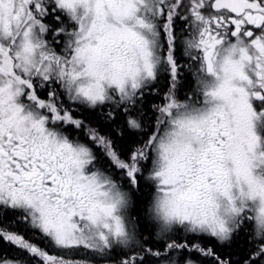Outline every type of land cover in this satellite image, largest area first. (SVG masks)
<instances>
[{"label":"snow or ice","instance_id":"snow-or-ice-1","mask_svg":"<svg viewBox=\"0 0 264 264\" xmlns=\"http://www.w3.org/2000/svg\"><path fill=\"white\" fill-rule=\"evenodd\" d=\"M0 264H264V0H0Z\"/></svg>","mask_w":264,"mask_h":264}]
</instances>
